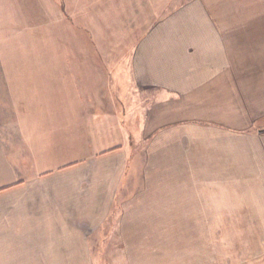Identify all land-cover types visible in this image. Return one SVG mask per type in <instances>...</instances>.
I'll use <instances>...</instances> for the list:
<instances>
[{
    "label": "crops",
    "instance_id": "0c3cea01",
    "mask_svg": "<svg viewBox=\"0 0 264 264\" xmlns=\"http://www.w3.org/2000/svg\"><path fill=\"white\" fill-rule=\"evenodd\" d=\"M12 2L0 0V264H189L205 221H244L264 244V0L170 9L133 45L129 101L123 73L61 46L62 15L77 26L61 0L32 7L52 17L36 39L51 51L14 52L34 11Z\"/></svg>",
    "mask_w": 264,
    "mask_h": 264
},
{
    "label": "rangeland",
    "instance_id": "374dc122",
    "mask_svg": "<svg viewBox=\"0 0 264 264\" xmlns=\"http://www.w3.org/2000/svg\"><path fill=\"white\" fill-rule=\"evenodd\" d=\"M9 1L12 3L13 8L12 0ZM51 1L29 0L30 9L34 12L29 13L26 27L15 26V32L19 30L22 34L17 33L16 36L14 35L19 40H14L13 37L14 52L42 51L43 48L46 51H51L52 48H50L49 43L41 46L36 39L40 36L52 35L48 30L49 25H47V20L51 22L52 17L46 13H44L45 16H42L39 12L32 10V7L45 5ZM186 1L61 0L62 9L66 16H72V20L77 23L76 28L70 27L69 24L64 22L62 15V25L60 27L61 46L65 48L64 50H70L71 48L76 52H86L90 54V61L94 64L109 63L110 67L123 73L125 75V100H132L133 95L128 82V69L130 53L134 43L156 21L162 19L170 9L175 10ZM15 16L17 19L20 17L18 10H16ZM69 36L71 42L68 41ZM16 41L17 43H15ZM32 57L36 58V56ZM32 61L41 64L37 67H43L45 63H48L47 66L51 67L53 63V60H43L41 58ZM134 97H136V94ZM141 99L143 100V98ZM244 225V221H205L204 248L199 253L196 251L190 253L189 264H264V244L260 242L262 237L249 235L248 229H245ZM189 226L190 231L193 227L196 228V221L190 222ZM202 237L201 235L198 236L199 249L201 247L200 242L202 244ZM188 239L189 243H196V235L190 234Z\"/></svg>",
    "mask_w": 264,
    "mask_h": 264
}]
</instances>
